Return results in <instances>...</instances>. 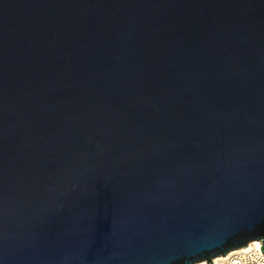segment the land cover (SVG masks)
I'll return each mask as SVG.
<instances>
[{"label":"water","instance_id":"95a60500","mask_svg":"<svg viewBox=\"0 0 264 264\" xmlns=\"http://www.w3.org/2000/svg\"><path fill=\"white\" fill-rule=\"evenodd\" d=\"M264 255V0H0V264Z\"/></svg>","mask_w":264,"mask_h":264},{"label":"built area","instance_id":"2783aa9c","mask_svg":"<svg viewBox=\"0 0 264 264\" xmlns=\"http://www.w3.org/2000/svg\"><path fill=\"white\" fill-rule=\"evenodd\" d=\"M247 246L231 251L224 256L216 257L211 260V263L212 264H264V255L259 251L261 245L259 248L257 246H249V247ZM197 264H207V262L204 261Z\"/></svg>","mask_w":264,"mask_h":264},{"label":"bare ground","instance_id":"6f19581e","mask_svg":"<svg viewBox=\"0 0 264 264\" xmlns=\"http://www.w3.org/2000/svg\"><path fill=\"white\" fill-rule=\"evenodd\" d=\"M249 246H257L259 248L260 247V243L254 241V242L250 243L247 247H249Z\"/></svg>","mask_w":264,"mask_h":264}]
</instances>
